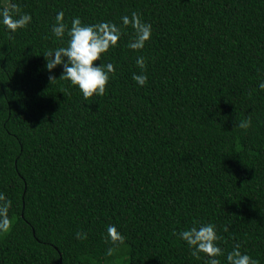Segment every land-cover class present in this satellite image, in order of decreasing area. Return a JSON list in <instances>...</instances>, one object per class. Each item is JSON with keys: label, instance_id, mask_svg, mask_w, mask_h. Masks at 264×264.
<instances>
[{"label": "trees", "instance_id": "obj_1", "mask_svg": "<svg viewBox=\"0 0 264 264\" xmlns=\"http://www.w3.org/2000/svg\"><path fill=\"white\" fill-rule=\"evenodd\" d=\"M12 2L32 21L11 39L0 26V264H206L178 236L194 220L264 264V0ZM58 11L69 26L135 11L152 36L128 49L129 26L102 57L116 68L104 94L84 98L45 69Z\"/></svg>", "mask_w": 264, "mask_h": 264}, {"label": "clouds", "instance_id": "obj_2", "mask_svg": "<svg viewBox=\"0 0 264 264\" xmlns=\"http://www.w3.org/2000/svg\"><path fill=\"white\" fill-rule=\"evenodd\" d=\"M64 17V12L58 11L51 25V33L63 43L43 53L45 69L49 73L50 82L58 79L68 81L71 86H75L81 92L84 98L104 94L110 76L116 68L110 61L101 62L102 57L110 48L117 45L129 26L131 34L126 44L128 49L139 52L152 36V25L135 11L120 16L119 24L107 20L85 24L77 16L71 19L69 26ZM31 21V14L22 12L19 5L12 0H8L7 6L0 7V26L3 27L9 39L13 38L18 30L26 28ZM97 61L99 63H96ZM135 64L139 72H134L132 79L137 86L143 87L148 81L146 58L143 55H137ZM57 66H62V73L58 79L52 74ZM258 87L264 89V80L260 81ZM250 124V118H245L237 126L247 129ZM11 206L12 201L0 192V232L7 231L10 227ZM223 230L228 231V226H225ZM106 233L107 239L115 245L124 241L123 234L114 224L107 225ZM178 236L188 246L193 257L201 259V253H203L206 264H221L219 259L221 256H224L226 264H259L246 251L242 252L238 243L225 253L219 244L221 236L214 223L194 220L189 226L180 230ZM75 238L87 239V233L77 231ZM113 251L114 248L109 247L107 255H112Z\"/></svg>", "mask_w": 264, "mask_h": 264}]
</instances>
